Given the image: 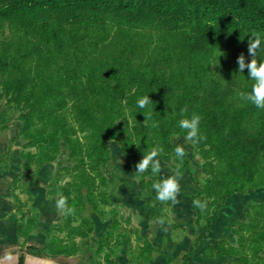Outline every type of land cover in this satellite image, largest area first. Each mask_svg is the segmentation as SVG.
Here are the masks:
<instances>
[{"label":"rangeland","instance_id":"1","mask_svg":"<svg viewBox=\"0 0 264 264\" xmlns=\"http://www.w3.org/2000/svg\"><path fill=\"white\" fill-rule=\"evenodd\" d=\"M21 34L0 26V264H16L20 254L26 262L35 261L30 264H149L151 258L156 259L150 264H166L162 259L167 264H264V139L256 128L264 111H256L247 123L252 131L238 147L243 153L251 148L244 166L225 173L217 167L225 163L215 159L208 138L185 141L179 120L173 122L175 113L163 114L153 103L140 109L137 100L142 96L134 90L124 93L117 112L81 114L69 104L57 126L23 123L18 117L21 103L6 104L10 82L21 76L29 80L34 73L27 68L18 72L10 62ZM115 34L119 36L113 24L110 36ZM141 54L142 68L147 57ZM45 88L39 81L27 82L19 102ZM149 109L151 119L145 122L143 113ZM198 110L201 123L211 126ZM153 122L159 127L153 128ZM231 130L228 125L226 131ZM101 136L105 143L94 153ZM177 144L185 148L192 179L184 171V159L181 163L175 155ZM155 147L163 149L156 157L161 173L153 175L149 167L137 178L136 164ZM178 164L179 203L158 201L153 183L171 176ZM198 191V199L206 202L205 210L199 209L201 226L217 206L222 208L197 242L191 206ZM58 194L69 198L71 214L57 209ZM161 217L163 226L157 223Z\"/></svg>","mask_w":264,"mask_h":264},{"label":"trees","instance_id":"2","mask_svg":"<svg viewBox=\"0 0 264 264\" xmlns=\"http://www.w3.org/2000/svg\"><path fill=\"white\" fill-rule=\"evenodd\" d=\"M113 24L119 36H110ZM4 25L22 33L14 43L12 67L34 72L29 80L21 76L8 84L12 89L6 104L21 103L18 117L23 123L35 120L50 128L69 104L81 114L117 112L124 93L134 90L142 97L147 94L163 114L174 112L173 122L183 118L181 109L190 118L201 107L211 126L200 121V133L212 143L218 163H225L217 167L225 173L244 166L251 148L243 153L238 147L252 131L247 123L264 109L237 98L238 91L250 92L254 83L245 76L247 69L237 71V58L243 53L250 62L248 41L256 32L261 36L258 52L263 53L256 59L264 61V0H0ZM141 52L147 57L142 68ZM38 81L45 91L19 102L26 83ZM256 128L264 139V117ZM20 134L25 135L24 129ZM32 138L38 141V136ZM104 143L101 136L93 152ZM184 171L192 179L185 159ZM199 196L200 191L192 199ZM221 208L201 226L199 208L192 204L197 242ZM23 262L20 254L17 264Z\"/></svg>","mask_w":264,"mask_h":264},{"label":"clouds","instance_id":"3","mask_svg":"<svg viewBox=\"0 0 264 264\" xmlns=\"http://www.w3.org/2000/svg\"><path fill=\"white\" fill-rule=\"evenodd\" d=\"M261 45V36L259 33H251V38L248 41V54L252 57L250 62H246L245 56L241 53L237 58L238 72L244 73V70H248V78L254 83L252 84L251 91H238L236 93L237 98L246 103H252L259 109H264V61L259 62L256 59L257 51ZM152 103L149 96L146 94L137 100V106L140 109H146ZM187 109H181V118L178 121V127L183 130L186 135L184 140L187 142L198 143L200 140L206 139V137L200 134V121L202 117L193 113L190 118L185 117ZM145 116V122L151 119L152 110L149 109L147 112L143 113ZM153 128L159 127L157 122H153L151 125ZM176 157L183 162V158L186 155L185 148L177 144L175 147ZM163 152L162 148L155 147L151 149L147 154H143L142 159L136 164L137 177L139 174L146 172L149 167L153 175L161 173V164L156 157ZM179 178H182V173L180 171V164L177 165L174 173L162 180L153 183L152 187L156 192V199L160 202L171 201L173 204L179 203L177 197L180 193ZM59 198L56 200V207L58 210L63 211L66 215L71 214L72 209L67 206V198L62 194H58ZM193 206L204 211L206 208V202H201L199 199L193 200ZM157 223L161 226L165 224L164 218H158ZM167 231V228L164 229Z\"/></svg>","mask_w":264,"mask_h":264},{"label":"crops","instance_id":"4","mask_svg":"<svg viewBox=\"0 0 264 264\" xmlns=\"http://www.w3.org/2000/svg\"><path fill=\"white\" fill-rule=\"evenodd\" d=\"M194 256H195V254H192V257H194ZM155 259L156 258H151L150 261H149V264L152 263ZM162 263H166L167 264L166 259H162Z\"/></svg>","mask_w":264,"mask_h":264},{"label":"bare ground","instance_id":"5","mask_svg":"<svg viewBox=\"0 0 264 264\" xmlns=\"http://www.w3.org/2000/svg\"><path fill=\"white\" fill-rule=\"evenodd\" d=\"M30 262H32V261L29 260V261L27 262V264H30ZM33 262H35V261H33ZM33 262H32V263H33ZM42 264H45V263H42Z\"/></svg>","mask_w":264,"mask_h":264},{"label":"water","instance_id":"6","mask_svg":"<svg viewBox=\"0 0 264 264\" xmlns=\"http://www.w3.org/2000/svg\"><path fill=\"white\" fill-rule=\"evenodd\" d=\"M16 264H17V262H16ZM23 264H27V262L24 260Z\"/></svg>","mask_w":264,"mask_h":264}]
</instances>
